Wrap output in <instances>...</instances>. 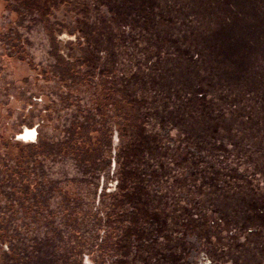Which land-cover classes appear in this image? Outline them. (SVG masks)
I'll return each instance as SVG.
<instances>
[{
    "label": "rangeland",
    "instance_id": "obj_1",
    "mask_svg": "<svg viewBox=\"0 0 264 264\" xmlns=\"http://www.w3.org/2000/svg\"><path fill=\"white\" fill-rule=\"evenodd\" d=\"M27 1L146 133L111 264H264V0Z\"/></svg>",
    "mask_w": 264,
    "mask_h": 264
},
{
    "label": "water",
    "instance_id": "obj_2",
    "mask_svg": "<svg viewBox=\"0 0 264 264\" xmlns=\"http://www.w3.org/2000/svg\"><path fill=\"white\" fill-rule=\"evenodd\" d=\"M64 44L27 0H0V168L4 170L6 167H14V174H17L18 168L23 165L16 160L19 154L17 149L10 150L14 157L6 158L4 154V150L8 151V145L12 143L10 139L7 140L10 129L15 130V134H19L23 129H30L33 126L37 131H41V137L49 141L54 138L53 140L59 143L56 138L70 139L72 131H76L84 115L94 113L100 116L99 113L106 111L98 110L99 106L103 108L102 105H105L101 101L103 90L104 97L109 96L110 103L107 110L112 113L114 106L119 107L120 116L124 119L122 124L125 122L130 124L128 145L123 158L117 155L121 139L112 119V126L109 129L104 127L96 141L101 143L102 147L97 148V151L102 153L101 156L107 157V145L112 149L109 154L110 160L99 162V169L107 170L103 179L106 193L98 195L97 190L90 187L89 183L92 180L82 178V175L87 173V169L89 170L87 164L95 156L84 147L83 155L80 156L82 163L77 164L76 161L72 162L73 160L70 161L69 158L61 155L57 160L47 161L44 165L43 170L50 178L55 177V181L53 185L47 187L48 195L46 202L43 203L46 205L47 214L55 212L56 216L42 218L41 215V223H46V227L44 226L40 234H38L39 220L34 215L39 212L32 210V213L28 214L27 209L22 208L17 194L12 196L13 202L17 203L12 206V211L15 212L13 221L19 225V228L24 229L22 224L31 225L29 234L35 236L34 239L42 240H38L37 243L43 247L39 249L37 246V251L40 250L37 254L32 252L36 250L30 251L31 262L27 264H111L121 226L117 221L107 220L108 222L104 224L98 217L106 216L107 207L112 209V206L111 214L118 215L120 210L114 205L126 210L131 191L126 192L125 189L132 188L146 133L99 80L95 79L96 77L87 78L90 70L83 66L75 54L71 66L58 59L59 51L65 53L66 59L72 57V54L69 55L68 46V49H63L66 46ZM69 70L73 71L68 72ZM71 76L72 79L63 81ZM56 77L62 79L58 80ZM61 81L66 82L70 88H63L65 83ZM68 99L71 101L70 104ZM31 105L35 108L33 112ZM119 113H116L118 117H120ZM42 117L44 120H39ZM90 132L91 130H88L85 134L89 135ZM33 134V131L28 132L26 139H30ZM97 135L94 133L92 137L95 139ZM36 139L34 138L33 141ZM78 148L80 151V147ZM123 159L127 160L123 172L127 184L123 188L124 192L112 197L111 200L110 195L121 190L117 187L116 173L118 162L119 160L122 162ZM42 161L45 164V161ZM41 169L38 168L37 171ZM95 179L98 185V178ZM55 188L58 190L50 198L49 192L53 189L51 191L53 193ZM74 190H76V199L79 200L75 201L74 197L71 201L67 200L68 196L73 195ZM66 208L70 209L69 212L65 210ZM74 209L82 212L75 220L70 216ZM123 217L124 214L120 215L122 218L120 220H123ZM35 243L33 241V244ZM4 249L7 252L9 248L5 245ZM5 259L8 260L9 257L5 256Z\"/></svg>",
    "mask_w": 264,
    "mask_h": 264
},
{
    "label": "flooded vegetation",
    "instance_id": "obj_3",
    "mask_svg": "<svg viewBox=\"0 0 264 264\" xmlns=\"http://www.w3.org/2000/svg\"><path fill=\"white\" fill-rule=\"evenodd\" d=\"M68 32V31H67ZM73 36V34H71ZM71 43L70 47V53L71 50L75 49V47L78 45V42L76 41H70L68 44ZM62 44V43H60ZM66 45V44H64ZM68 49L67 45L63 48ZM62 49V50H63ZM68 51V50H67ZM62 51H59L60 54H63L65 57V53H61ZM67 54V53H66ZM67 64L70 66V64L74 63V58H67L65 59ZM65 62V63H66ZM73 70H69L68 72H71ZM46 74V73H45ZM48 74V73H47ZM47 76V75H46ZM74 76V75H73ZM69 77L68 79L63 81H68L69 79H72V77ZM58 78V77H56ZM62 79V78H61ZM58 78V80H61ZM61 81V82H63ZM63 85V88L69 89L68 84L66 85V82ZM71 101L68 99V104H70ZM30 108L32 109V112L34 106L31 105ZM87 116V115H84ZM41 117V115H40ZM41 121L44 120L42 117L39 119ZM73 121L71 120V127H72ZM80 124V123H79ZM70 127V128H71ZM77 130H81L80 125L77 126L76 131H72V137H60L59 139L56 138L59 143H56L55 140H47L45 137H41V131H37V128H34L33 126L30 129H23L19 134H15V130L10 129L9 131V138L12 142L11 145H8V151L4 150V154L6 158L8 157H14V155L11 154L12 148L17 149L19 151L18 157L16 158L17 162L22 165L20 168H18L17 174H14V167H6L4 170L0 168V263L2 264H27L30 263V251H32L33 254L39 253V249L43 246L39 245L37 243V239H34L35 236L30 235V227L31 225L28 224H22L24 229L19 228V225H16L14 220L15 212L12 211V206L17 203L13 202V195L18 196L20 203L22 204L23 209H27V213H32V210H35L39 213L34 214L38 220H39V233L41 230H44V226L46 223H41V215L42 218L45 217H55V212H49L47 214L46 212V205L43 202H46V196L48 195L47 187L53 185L55 181L54 178H50L46 171L43 170L44 165H46L47 161H55L58 157L62 155L64 158H69L70 161L75 162L78 164L79 162L82 163L83 160H81V155H83L82 150H78L81 145V147L88 148L87 151H89L91 147V142L89 140L94 139L92 135L94 133H91V137H82L81 139L77 136L78 132ZM13 131V132H12ZM33 131L34 134L30 139H26V134L28 132ZM12 135V137H11ZM36 139V141L33 139ZM49 142V143H48ZM61 142V143H60ZM6 145V143H4ZM2 148H5L2 146ZM45 161L44 162L41 160ZM52 158V159H51ZM105 158V157H103ZM63 159V158H62ZM41 160V161H39ZM89 163L87 164V166ZM38 168H42L40 171H37ZM45 169V168H44ZM2 172V174H1ZM109 173V172H108ZM106 176V171H103L99 177L98 181L99 184L96 185V179L95 174L93 172H89L87 170L86 174L82 175L83 179L92 180L89 184L91 188H95L98 192V195L101 196L102 193L105 192V189L103 188L104 183L103 179ZM110 179V177H109ZM76 181V180H75ZM79 183H77L78 185ZM74 187V186H73ZM75 189V187H74ZM53 190V189H52ZM51 190V191H52ZM58 189H54V192H49V196H51L56 192ZM76 190H74L73 195L71 197L68 196L67 200L71 201L74 197L75 201L79 200L76 199L75 196ZM106 193V192H105ZM68 194V191H67ZM100 199V198H99ZM27 201H30L27 203ZM26 204V206H25ZM71 204V203H70ZM67 212H69L70 209H65ZM75 210V211H74ZM73 213L70 216L74 217V220L80 217L81 211L78 209H74ZM80 215V216H79ZM73 219V218H72ZM27 227V229H26ZM46 227V226H45ZM21 233V234H20ZM20 235L22 237H20ZM33 237V238H32ZM39 237V236H38ZM41 237V236H40ZM45 238V237H44ZM43 238V239H44ZM33 241L36 243L33 244ZM39 241H42L41 239ZM5 245L7 246L8 251L5 252ZM37 246L39 247V251H37ZM5 256H8L9 259H5ZM7 260V261H5ZM84 264V263H82Z\"/></svg>",
    "mask_w": 264,
    "mask_h": 264
},
{
    "label": "trees",
    "instance_id": "obj_4",
    "mask_svg": "<svg viewBox=\"0 0 264 264\" xmlns=\"http://www.w3.org/2000/svg\"><path fill=\"white\" fill-rule=\"evenodd\" d=\"M46 1L49 3V5L51 4L50 9L48 11H45V14L46 15L47 14H51L54 11V9L56 8V6L59 7L61 5V7H62V4L65 5L68 2V0H44V2L41 1V4L42 5L45 4V10H47V6H48L46 4ZM73 12L74 11H72L70 13V15H72ZM75 16L76 15L72 16V18H75ZM83 32L85 34L86 28H84V27H77V29L74 32H70V34H73V35L75 34V35H79L80 36V35H82L81 33H83ZM85 36L87 38V35L86 34H85ZM82 39H84V38H82ZM83 46H87V44L84 43ZM88 46H90V43H88ZM75 50H76V48L73 49V51H75ZM71 54H72V57H73V54L74 53H71ZM58 59L61 62L62 61L66 62L65 61L66 58L64 57L63 54H60V57L58 56ZM79 59H81V57H79ZM71 65H73V64H70V66ZM83 66L86 67L88 65L87 64H83ZM101 73H102V71H101L100 68H96V69L95 68L94 69L92 68L89 71V74L87 75V78L89 76V77H91V79H92V77H96L95 79H97L98 75H100ZM103 93L104 92L102 90V100L101 101L105 105H102L103 108H100V106H99V109L98 110H106V111L105 112H102V113H99L100 116H96L94 113L93 114H88L87 116H84L83 121L80 122L81 123L80 124L81 125L80 126L81 130H80V132L77 133L78 134L77 136L79 138H82V137H89L90 138V135H91L92 132L95 133L96 135L98 133V135L95 137V139H92V140L90 139L89 140V142H91V144H92L91 145V149L89 150V152L95 155V156H93L92 160L89 162L90 163L89 164V172H93L95 174V177H97V178L99 177V175L103 171H107V170H105V168L99 169V162L104 161V160H110V155L109 154H110V152L112 150V149H109L110 147L109 148L107 147L108 145L106 146V149H107V152H108L106 158H103L105 156H101L102 153H100V152L97 151V148L101 146V143H99V142L97 143L96 142L99 139V133L104 130V127H107L109 129L110 126H112L111 125V119H112V121L114 122V127H116L118 129V131H119V136H120V139H121L120 140L121 141L120 147L117 150V155H118L119 158H121L123 155H125V151H126L125 149H126V146L128 145L127 144V138L129 137V135H128L129 134V132H128V126L130 125L128 122H125L126 124L125 123L122 124V121L124 119L121 118V116H120V113H119L120 112V109H119V107L114 106L112 108V110H113L112 113H111L110 110H107V109H109L108 108V106H109L108 104L110 103L109 102V96L105 98L104 95H103ZM106 101H108V103H106ZM117 112L119 113V116L120 117H118L116 115ZM88 130H91V132L89 133V135L85 134V132H87ZM109 143H110V140H109ZM83 148L84 147H81V145H80V149L82 150ZM96 155H98V156H96ZM112 157H113V155H112ZM126 161H127L126 159H123L122 162L120 160L118 162V164H119L118 171L119 172L117 171V173H116L117 174V179H118L117 187L119 189H121V190H119L117 193H113V195H110L111 200H112V197L113 198L114 197H117L118 194H121L122 192H124L123 191V188L127 184V180L123 176V172L125 171L124 165H125ZM129 184H131V183L129 182ZM125 190H126V192H130L131 191L130 189H125ZM111 200H109V201H111ZM110 206H111V204H110ZM114 207L115 208H119L120 213L118 215L111 214V211L113 209V206H112V209H110L109 207H107V210H106L107 214H106V216L104 215L103 218H100V217H98V218L104 224L106 222H108V221L109 222L110 221H117L120 224V226L122 225V227H124V228H125V226H128V225H129V227L132 228L133 227L132 222H130V221L127 222V221L120 220V219H122V218H120V215L125 214L124 211H126V210L125 209H121V207H119L117 205H114ZM219 213H221V212H219ZM124 223H125V225H124ZM111 230H113V229H111Z\"/></svg>",
    "mask_w": 264,
    "mask_h": 264
}]
</instances>
